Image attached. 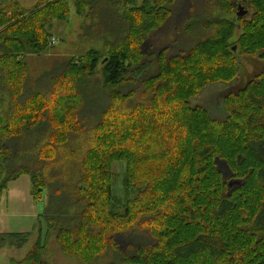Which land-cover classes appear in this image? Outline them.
I'll list each match as a JSON object with an SVG mask.
<instances>
[{
  "label": "trees",
  "instance_id": "obj_1",
  "mask_svg": "<svg viewBox=\"0 0 264 264\" xmlns=\"http://www.w3.org/2000/svg\"><path fill=\"white\" fill-rule=\"evenodd\" d=\"M180 1L76 0L92 21L85 40L104 46L55 63L33 89L26 57L47 52L68 0L30 10L0 0V200L29 176L35 199L47 192L46 237L83 264L110 252L122 264H264V0H187L181 20ZM172 20L183 41L144 53ZM246 56L263 66L224 97L225 118L189 105L233 81ZM216 159L241 186L229 188ZM117 161L127 164L122 201ZM28 238L0 231V248ZM45 248L40 232L11 264H48Z\"/></svg>",
  "mask_w": 264,
  "mask_h": 264
},
{
  "label": "rangeland",
  "instance_id": "obj_2",
  "mask_svg": "<svg viewBox=\"0 0 264 264\" xmlns=\"http://www.w3.org/2000/svg\"><path fill=\"white\" fill-rule=\"evenodd\" d=\"M21 7L28 10L33 9L42 0H17ZM146 0H136L137 4H142ZM187 0H181L177 6L178 18L181 13H185ZM132 4V3H131ZM69 16L65 20H55L52 29L50 30L53 35L50 40L51 44L47 52L43 55H28L26 61L30 68V87L36 89L38 80L42 79L43 74L47 73L52 66L68 57L73 55L89 52L91 49H101L104 46L102 38L98 41H88L85 37L87 29L91 26V19L86 18L88 10L84 16L77 13L76 0H68ZM213 16L220 17L219 10L212 11ZM252 10H248L243 18H249ZM121 14V13H120ZM186 15V13H185ZM181 20V18H180ZM179 20H172L171 23L155 33L152 38L143 45V52L148 56H155L166 45L172 44L175 41H183V37L179 35L178 29ZM103 31V30H102ZM114 31V30H113ZM104 32V31H103ZM240 27L237 30L236 37L241 35ZM198 36V35H196ZM195 36V37H196ZM234 51H238L235 47ZM240 63L238 66L239 73L237 77L230 82H222L217 84H208L201 92L200 95L189 100V105L194 109L196 107H203L208 110L213 119H223L226 112L223 106V99L228 93H237L240 89L244 88L250 80H252L261 70L263 62L256 57H239ZM154 61V57L151 58ZM98 79H102L101 67L98 72ZM8 110L7 106L5 111ZM1 129V125H0ZM1 137V131H0ZM3 147H5L3 145ZM10 147V146H8ZM216 166L223 175L224 180L230 183L238 182L229 188L238 186L243 183V180L232 178V171L226 161L216 159ZM127 169V164L123 161H117L112 165V172L116 175L115 190L113 194L119 200L123 199L124 188L122 179L124 178ZM231 178V179H230ZM119 179V180H118ZM47 192L43 194L41 199H35L32 193V183L29 176H22L13 180L9 184L7 192L0 200V231L5 233H27L29 238L27 243L21 248L6 245L0 248V264H11L13 259L20 261L32 250L34 245L40 239V232L42 236L43 245L46 244L43 260L48 264H83L77 257H71L63 253L60 249L58 242L52 236L46 237V224L44 220V207L47 202ZM122 201V200H121ZM122 209V206H119ZM123 237L119 239V247L125 249L127 245L123 242ZM126 241V240H125ZM115 262V255L110 252L104 258L98 259L89 264H109ZM115 264H122L119 261Z\"/></svg>",
  "mask_w": 264,
  "mask_h": 264
},
{
  "label": "water",
  "instance_id": "obj_3",
  "mask_svg": "<svg viewBox=\"0 0 264 264\" xmlns=\"http://www.w3.org/2000/svg\"><path fill=\"white\" fill-rule=\"evenodd\" d=\"M236 13H237V16H238V17L243 18V17L247 14V9L242 8V7L240 6V7L237 8ZM233 184L236 185V184H238V182L230 183V184H229V187H231Z\"/></svg>",
  "mask_w": 264,
  "mask_h": 264
}]
</instances>
